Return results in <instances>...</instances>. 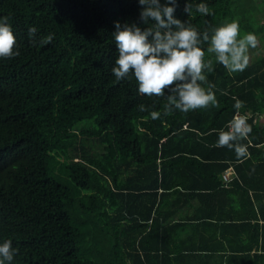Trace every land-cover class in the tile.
Returning a JSON list of instances; mask_svg holds the SVG:
<instances>
[{"label": "trees", "instance_id": "1", "mask_svg": "<svg viewBox=\"0 0 264 264\" xmlns=\"http://www.w3.org/2000/svg\"><path fill=\"white\" fill-rule=\"evenodd\" d=\"M200 3L210 15L195 10ZM140 10L138 0H0L20 53L0 58V243L18 248L12 264H264V238L260 246L252 224L264 217V56L229 73L204 44L218 107L163 115L166 98L139 94L134 78L117 82L111 71L114 22L143 29ZM262 14L264 0H178L174 15L201 33L237 21L240 39L264 34ZM233 97L252 127L240 141L246 159L215 146L237 115ZM196 200L214 204L219 211L212 205L206 215L229 222L227 230L240 223L237 235L252 230L254 240L219 256L171 247L166 232L179 226L172 220Z\"/></svg>", "mask_w": 264, "mask_h": 264}, {"label": "clouds", "instance_id": "2", "mask_svg": "<svg viewBox=\"0 0 264 264\" xmlns=\"http://www.w3.org/2000/svg\"><path fill=\"white\" fill-rule=\"evenodd\" d=\"M138 4L141 6L139 21L147 27L142 29L137 23L114 22L113 38L119 55L111 71L116 81L134 78L139 94L149 98H166L163 115L176 110L187 114L209 106L218 107L212 91L214 85L207 81L204 74L205 70L214 71V64L211 59L205 62L202 46L208 44L207 52L214 53L215 61L229 73L243 72L249 64V50L258 45L257 36L247 33L238 39L240 25L237 21L213 28L211 34L209 30L201 33L175 17L178 0H163V3L161 0H138ZM195 10L203 15L211 14L204 3L197 4ZM183 11L191 15L193 6L186 2ZM8 21L9 17L0 18V58L4 59L20 55L19 45ZM36 32L35 27L28 30L33 43ZM53 38L50 34L41 43H50ZM205 83H209L207 90L202 87ZM233 99L237 115L229 122V131L219 132L215 146H226L235 151L237 159H246L249 156L248 146L240 141L248 138L252 127L244 116L239 115L244 102L236 97ZM139 110L144 112L149 108L141 104ZM150 116L156 120L161 113L151 111ZM18 252V248L12 246L11 239L4 240L0 243V264H12Z\"/></svg>", "mask_w": 264, "mask_h": 264}, {"label": "crops", "instance_id": "3", "mask_svg": "<svg viewBox=\"0 0 264 264\" xmlns=\"http://www.w3.org/2000/svg\"><path fill=\"white\" fill-rule=\"evenodd\" d=\"M227 170H229L231 172L230 176L228 179L224 178V174H223V179L228 182L231 180V178H233L234 176V168L230 167ZM254 201V204H256V200L254 198H252ZM264 201V200H263ZM209 202V201H208ZM258 204V203H257ZM212 205L217 208L214 204H209L207 203V201H198L196 200V202H192L191 204L188 203L185 207V209L182 211V214H180L179 217H175L172 221L173 224H177L179 223V226L176 228V232L173 229H169L170 231L166 232V237L172 236V238L175 240L171 242L170 246L173 248H177V247H193L196 249V246H200V253H202L203 255L206 254H215L216 256H219V251L222 250V247H227V251H229L230 248H228L229 245L231 246H241L243 242H240L244 240V242H251V238L252 240H254V237L252 236V230H243L242 232L239 231V233L237 235V231L235 230V225L240 224V223H236L235 225L230 226V230L228 232L227 228L228 226H226V224H229V222H221V220H223L222 218H212L206 215V213L210 210H207L209 208L212 207ZM256 206V205H255ZM200 207L205 208L204 210L200 209ZM197 208H199L197 210ZM224 208L229 209V206H225ZM196 210V217L191 218L193 212ZM217 211L218 208H217ZM225 213V212H224ZM205 215V216H204ZM203 218H207V219H202ZM175 220H179V221H175ZM219 220V221H217ZM258 224L257 230H259V243L261 246L262 243V239L264 238V217L262 215H259L258 217V221L253 220L252 224ZM177 233H179V237L177 238ZM173 236H176V238H174ZM222 236H229L231 237L230 242L231 244H229L227 242V240L225 241V238H223ZM222 239V240H220ZM224 242V243H223ZM217 248L218 249V253L213 252L214 249ZM212 251V252H211ZM255 252V249H253L251 251V253L253 254ZM228 254V253H227ZM264 254V253H263ZM228 255H226L225 259L227 258ZM198 261H202V259H199ZM217 262H215V260H211L209 263L212 264H218V261L220 260H216ZM202 262H199L198 264H201ZM223 264H227V261L225 260Z\"/></svg>", "mask_w": 264, "mask_h": 264}, {"label": "rangeland", "instance_id": "4", "mask_svg": "<svg viewBox=\"0 0 264 264\" xmlns=\"http://www.w3.org/2000/svg\"><path fill=\"white\" fill-rule=\"evenodd\" d=\"M260 18L264 20V14L260 15ZM249 62L256 60L257 58L264 56V34L258 37V45L255 49L249 50ZM264 120V116L261 118Z\"/></svg>", "mask_w": 264, "mask_h": 264}, {"label": "built area", "instance_id": "5", "mask_svg": "<svg viewBox=\"0 0 264 264\" xmlns=\"http://www.w3.org/2000/svg\"><path fill=\"white\" fill-rule=\"evenodd\" d=\"M230 174H231V172H230L229 170H226V171L224 172V178H225V179H228L229 176H230Z\"/></svg>", "mask_w": 264, "mask_h": 264}]
</instances>
